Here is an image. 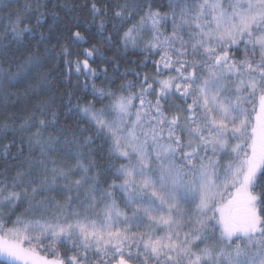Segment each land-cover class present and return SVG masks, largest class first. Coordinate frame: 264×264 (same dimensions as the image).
<instances>
[{"label": "snow or ice", "instance_id": "obj_1", "mask_svg": "<svg viewBox=\"0 0 264 264\" xmlns=\"http://www.w3.org/2000/svg\"><path fill=\"white\" fill-rule=\"evenodd\" d=\"M0 264H264V0H0Z\"/></svg>", "mask_w": 264, "mask_h": 264}, {"label": "trees", "instance_id": "obj_2", "mask_svg": "<svg viewBox=\"0 0 264 264\" xmlns=\"http://www.w3.org/2000/svg\"><path fill=\"white\" fill-rule=\"evenodd\" d=\"M13 4H15L17 2V0H12ZM19 3H23V0H18ZM161 2H164V0H161ZM170 27V26H169ZM128 59L132 60V61H139V60H143V56L139 54V52H137L136 54H133L131 56L128 57ZM151 59H158V57H151L150 61H149V70L151 71ZM129 67H135V65H129L124 63L123 61H121V65H120V71L123 72L125 68H129ZM81 81H83L84 77L81 76ZM128 80H133L134 77H132L131 75H129L127 77ZM73 83L75 84L76 81L73 80ZM96 83L99 85L100 84V80L98 79L96 81ZM81 96H83V93H81ZM90 98V97H89Z\"/></svg>", "mask_w": 264, "mask_h": 264}]
</instances>
